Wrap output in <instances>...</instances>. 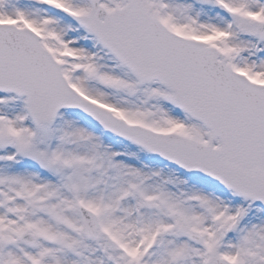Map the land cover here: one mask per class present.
<instances>
[{"label":"snow or ice","instance_id":"6c2138e0","mask_svg":"<svg viewBox=\"0 0 264 264\" xmlns=\"http://www.w3.org/2000/svg\"><path fill=\"white\" fill-rule=\"evenodd\" d=\"M0 264H264V0H0Z\"/></svg>","mask_w":264,"mask_h":264}]
</instances>
